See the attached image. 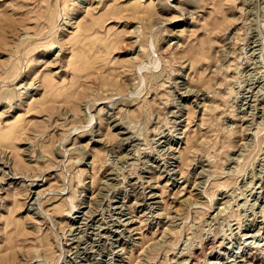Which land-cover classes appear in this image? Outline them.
<instances>
[{
  "label": "rangeland",
  "instance_id": "obj_1",
  "mask_svg": "<svg viewBox=\"0 0 264 264\" xmlns=\"http://www.w3.org/2000/svg\"><path fill=\"white\" fill-rule=\"evenodd\" d=\"M0 264H264V0H0Z\"/></svg>",
  "mask_w": 264,
  "mask_h": 264
}]
</instances>
